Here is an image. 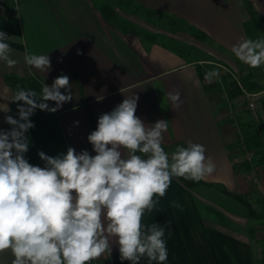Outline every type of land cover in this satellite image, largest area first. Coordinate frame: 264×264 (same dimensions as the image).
Returning <instances> with one entry per match:
<instances>
[{
	"label": "crops",
	"instance_id": "0c3cea01",
	"mask_svg": "<svg viewBox=\"0 0 264 264\" xmlns=\"http://www.w3.org/2000/svg\"><path fill=\"white\" fill-rule=\"evenodd\" d=\"M127 4L146 17L144 11L152 10L186 27L172 31L164 23L168 29L154 38L138 37L130 26L150 27L136 21ZM0 31L11 37L6 42L17 61L12 68L0 63V128L12 98L4 80L9 73L33 77L43 86L67 75L73 99L54 114L67 148L87 149L92 155L87 136L99 116L137 95V116L149 124L167 120L164 144L173 145L166 152L171 154L176 143H199L216 168L202 179L205 183L192 187L173 178L157 209L144 217L145 224L165 227V264H261L262 251L250 234L264 238V165L255 183L237 163L240 150L227 107H233L244 125L248 120L254 126L264 122V67L251 68L231 51L241 37L264 38V0H0ZM27 54L48 55L50 70L30 68ZM210 71L219 72L211 82L204 78ZM174 91L181 94L179 108L168 97ZM249 101L254 105L246 109ZM261 151L254 160L257 166ZM214 184L238 193L239 199ZM216 190L242 207L213 203ZM12 259L10 252L0 254V264ZM94 263L128 264L120 261L115 245L111 255ZM140 264L149 261L143 258Z\"/></svg>",
	"mask_w": 264,
	"mask_h": 264
},
{
	"label": "clouds",
	"instance_id": "9594fccd",
	"mask_svg": "<svg viewBox=\"0 0 264 264\" xmlns=\"http://www.w3.org/2000/svg\"><path fill=\"white\" fill-rule=\"evenodd\" d=\"M10 38L0 31V63L12 68L17 61L6 42ZM231 51L251 68L264 67V38L241 37ZM25 63L42 73L51 68L43 54H27ZM218 75L210 71L204 78L211 82ZM71 89L70 78L62 74L44 84L39 96L19 86L13 93L17 115L4 116L10 127L0 128V254L10 252L11 264H91L111 255L115 245L121 262L140 264L146 258L149 264H165V227L145 224L144 217L157 209L173 178L199 182L215 172L205 146L189 141L166 152L167 120H142L134 95L99 116L87 136L95 155L69 146L56 156L40 151L44 166L31 164L25 155L35 127L31 117L37 109L60 110L73 99ZM168 97L181 106L179 91Z\"/></svg>",
	"mask_w": 264,
	"mask_h": 264
},
{
	"label": "trees",
	"instance_id": "16d2710c",
	"mask_svg": "<svg viewBox=\"0 0 264 264\" xmlns=\"http://www.w3.org/2000/svg\"><path fill=\"white\" fill-rule=\"evenodd\" d=\"M111 15L115 16L112 8L108 7ZM144 13L147 17H152L163 23L169 24L174 30H180L186 27L183 22L175 21L164 14H160L156 11L145 10ZM133 32L138 36L145 39H152L156 35L150 33L149 31L139 27L138 25H132ZM198 35H203L202 32H198ZM6 84L11 88L12 96L17 90V86L24 89H31L37 93V96L41 93L43 85L33 77L20 76L14 73L6 74L4 77ZM12 99V98H11ZM49 103V102H48ZM50 104V103H49ZM11 111L7 112V115H17V103L10 101L9 108ZM34 122L35 127L29 130V139L31 141L29 151L25 154L28 161L33 165L44 166V162L40 160L38 153L40 151L45 152L47 155L56 156L60 153H66L67 145L63 138L62 132L56 120L54 113L36 110L35 114L31 117ZM10 126L6 123L3 125V129H8ZM243 135L244 141L248 148L257 149L260 152L264 146V122H260L257 126H254L251 121H247L246 125H243ZM173 144H164L163 147L165 151ZM177 146L187 147L183 143H176ZM259 163L264 165V155L259 156ZM239 165L243 166L247 170H251L253 165L248 163L246 160L242 159ZM178 182L182 183L186 187H192L198 183H205L202 180L199 182H193L186 180L184 178H177ZM221 191L229 194L237 199H239L238 193L228 191L219 184H214ZM261 264H264V254L261 257Z\"/></svg>",
	"mask_w": 264,
	"mask_h": 264
},
{
	"label": "rangeland",
	"instance_id": "374dc122",
	"mask_svg": "<svg viewBox=\"0 0 264 264\" xmlns=\"http://www.w3.org/2000/svg\"><path fill=\"white\" fill-rule=\"evenodd\" d=\"M134 8H135L134 5L127 4L126 9L130 10V11H132L134 13L133 15H135V17L137 19L136 21L140 22L144 26L150 27V29H148V28L145 29V28L142 27L143 29H145V30H147L150 33L155 34V35H157L156 32L161 33V30H165V28L168 29V27L164 26L163 22H161V21H160L161 23L159 21L156 22V21H154L156 19H154V18L152 19V17H146V16H144V14L142 12H140L139 10L134 9ZM139 27H141V26H139ZM151 27H152V29H151ZM155 29H157V30H155ZM172 31H175V30L172 28ZM183 49L185 50V47H183ZM184 56L187 57V54H184ZM232 79H233V77H232ZM234 138L236 139V141L238 140V137L236 136V134H235ZM237 146L239 147V142L238 141H237ZM237 156L240 157V160L243 159L242 152L239 151V155H237ZM238 160H239V158H238ZM260 168H263V165L262 166L261 165L260 166H256L257 170H260ZM259 177L260 176H259V173H258V177L255 180V178L252 177V172L249 170V177H248L249 180H251L252 182L258 183L259 182ZM215 194H216V197L214 198L213 203L220 204V205L223 206V208L227 207V208L231 209V208L235 207L236 209H238V207L241 206L239 204L238 200H235V199L230 198V197H226L223 193H221V192H219L217 190L215 191ZM198 208L201 210L202 206L198 204ZM261 229L264 231V222L261 225ZM250 235H251V237H253L254 245L256 246L257 249L262 251V255H263L264 254V238H262L255 231H252V233Z\"/></svg>",
	"mask_w": 264,
	"mask_h": 264
},
{
	"label": "built area",
	"instance_id": "2783aa9c",
	"mask_svg": "<svg viewBox=\"0 0 264 264\" xmlns=\"http://www.w3.org/2000/svg\"><path fill=\"white\" fill-rule=\"evenodd\" d=\"M240 88L243 92H246L243 90V87H240ZM253 105H254L253 102L249 101L247 104H245V108L246 109L252 108ZM227 117H228L229 122L232 126L233 133L236 134V136L238 137V140H237L239 142L238 148H239L240 152H242L243 159L246 160L251 165H253L251 172H252V177L255 178V180H256L258 177L259 170L256 169L257 165H255L256 163L254 160L259 155V152L257 151V149L247 147V144L244 141V135H243V129H242L244 123H242V121H240L238 119V116L235 113V110L233 109L232 106L227 107ZM263 149H264V146H263ZM260 152H262V151H260ZM94 264H96V263H94Z\"/></svg>",
	"mask_w": 264,
	"mask_h": 264
}]
</instances>
